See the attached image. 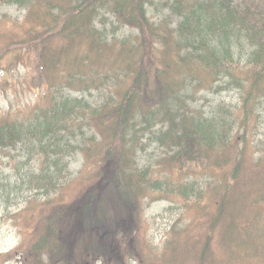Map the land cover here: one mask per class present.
<instances>
[{
  "label": "trees",
  "instance_id": "1",
  "mask_svg": "<svg viewBox=\"0 0 264 264\" xmlns=\"http://www.w3.org/2000/svg\"><path fill=\"white\" fill-rule=\"evenodd\" d=\"M11 6L25 14L13 29L0 18V61H35L39 91L0 106V201L22 235L0 264H264V0ZM224 92L239 102L197 105ZM159 199L210 216V234L194 218L152 244Z\"/></svg>",
  "mask_w": 264,
  "mask_h": 264
},
{
  "label": "rangeland",
  "instance_id": "2",
  "mask_svg": "<svg viewBox=\"0 0 264 264\" xmlns=\"http://www.w3.org/2000/svg\"><path fill=\"white\" fill-rule=\"evenodd\" d=\"M24 14V11L16 6L3 7L0 11V18L7 15L5 17L7 18V27L13 29L11 27L12 23L16 19L21 21ZM35 63V61H30L27 58H24L17 65H11L10 58L0 61V106L3 110H15L37 100L39 86L35 84ZM202 97L204 98L200 99L201 101L197 105L205 109H214L221 101L239 102L238 95L234 92H224L222 94L206 93ZM262 114V121L258 127L259 135L257 136V142L259 143L264 142V104ZM159 152L160 150L158 148L152 147L148 156L156 155ZM8 160L6 158L2 161V157L0 156V174L9 169L10 164ZM83 165V157L80 154L72 158V169L76 175L83 168ZM15 207L9 206L7 208V205L2 204L0 201V252H7L15 248L21 241L22 235L19 232V225L11 217L9 212V210H15ZM144 215L147 222L144 224V230L142 231L146 233V237L149 238L152 244H157L161 247L168 241V230L178 223L180 226L184 225L180 223L181 221L187 223L190 219L199 218L196 221L197 224L192 228V234L197 238H205L210 234V224L207 222L210 216H198L199 214L194 210L186 212L179 207L178 203H173L168 200H155V202L147 206ZM215 237L213 246H215L217 252L219 250V234L217 232L215 233ZM191 258H194V252L191 253L188 259ZM6 264L19 263L16 259H12Z\"/></svg>",
  "mask_w": 264,
  "mask_h": 264
}]
</instances>
